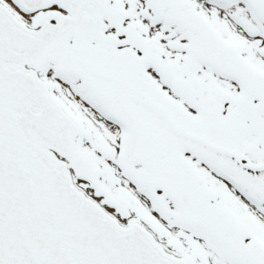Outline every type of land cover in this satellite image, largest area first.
Masks as SVG:
<instances>
[{"label": "snow or ice", "instance_id": "6c2138e0", "mask_svg": "<svg viewBox=\"0 0 264 264\" xmlns=\"http://www.w3.org/2000/svg\"><path fill=\"white\" fill-rule=\"evenodd\" d=\"M0 264H264V0H0Z\"/></svg>", "mask_w": 264, "mask_h": 264}]
</instances>
